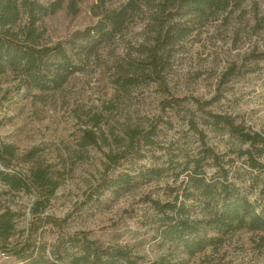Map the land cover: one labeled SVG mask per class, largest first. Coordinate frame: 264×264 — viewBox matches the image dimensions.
I'll use <instances>...</instances> for the list:
<instances>
[{
  "label": "rangeland",
  "instance_id": "374dc122",
  "mask_svg": "<svg viewBox=\"0 0 264 264\" xmlns=\"http://www.w3.org/2000/svg\"><path fill=\"white\" fill-rule=\"evenodd\" d=\"M68 1L39 24L45 43L63 42L78 66L67 82L46 91L23 86L13 70L0 74V146L15 154L0 172L29 177L43 167L59 176L50 204L36 211L35 193L14 190L0 174V264H27L22 257L32 255L63 264L88 241L125 249L136 264H264V231L206 226L204 248L190 255L183 241H161L165 215L153 205L177 201L212 219L216 206L194 185L200 160V177L212 185L227 176L264 216V154L252 168L243 154L250 146L215 119L264 136V0H231L173 46L162 81L130 86L119 70L128 54L137 57L142 22L93 51L76 37L129 0H83L77 14ZM120 175L131 184L106 185ZM18 250L22 259L11 254Z\"/></svg>",
  "mask_w": 264,
  "mask_h": 264
},
{
  "label": "trees",
  "instance_id": "16d2710c",
  "mask_svg": "<svg viewBox=\"0 0 264 264\" xmlns=\"http://www.w3.org/2000/svg\"><path fill=\"white\" fill-rule=\"evenodd\" d=\"M83 0H69L67 7L71 14L79 12L78 4ZM104 5L108 0H99ZM65 0H55L47 5L38 0H0V74L6 69L19 75L20 82L28 88L58 90L74 74L78 66L70 56L63 42L46 44L44 30L40 22L55 15L64 8ZM231 0H129L118 10L104 11L100 21L77 38L89 44L85 51L95 48L94 43L112 40L121 34L130 23L140 21L144 24V40L128 67L119 70L122 86L136 84L139 80L158 82L163 80L164 72L170 66L171 51L174 45L194 31V27L208 20L212 15L227 10ZM138 60V61H136ZM137 62V64H136ZM227 124L229 133L251 149L244 152L252 168L262 166L256 157L264 154V136L258 132L246 131L230 118L215 117ZM137 132H134L133 140ZM91 137V136H89ZM91 141L95 140L93 137ZM14 157L10 146H0V161L7 165L6 156ZM31 159L32 156H29ZM200 160L196 161L193 175L194 185L200 197L206 199V206H215L216 212L209 220H200L188 214L183 203L162 204L153 201L155 209L165 215L158 234L163 243L183 241L190 255L203 249L205 240L201 233L209 226L217 225L228 229L246 228L250 231H264V216L256 211V206L226 176L215 184L200 177ZM3 181L14 190L35 193V210L50 204L59 186L58 177L43 167L32 169L29 177L0 172ZM199 176V177H197ZM129 175H120L111 179L109 188L122 184L130 185ZM220 206V207H219ZM207 226V227H206ZM206 227V228H205ZM21 258V250L13 251ZM23 256L27 264H59L45 258ZM21 258V259H22ZM32 259V260H31ZM63 264H136L131 254L122 248L102 249L95 242L88 241L80 252L70 256ZM157 264H173L161 259Z\"/></svg>",
  "mask_w": 264,
  "mask_h": 264
}]
</instances>
